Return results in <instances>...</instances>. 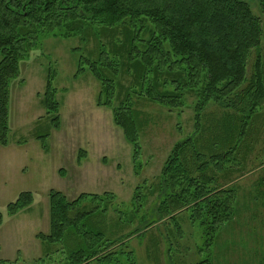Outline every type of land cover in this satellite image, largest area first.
<instances>
[{"label":"trees","instance_id":"obj_1","mask_svg":"<svg viewBox=\"0 0 264 264\" xmlns=\"http://www.w3.org/2000/svg\"><path fill=\"white\" fill-rule=\"evenodd\" d=\"M258 5L264 14V0ZM40 33L94 41L96 58L80 56L77 74L87 69L99 83L96 104L111 109L114 124L131 145L134 169L141 166L140 133L147 124L134 98L181 113L189 106L188 96L193 97L192 132L173 144L147 194L142 191L145 181L136 187L131 210L139 211L148 195L157 194L156 220L167 218L179 229L176 214L187 213L202 227L204 244L209 245L239 211L238 187L230 182L248 166L250 154L252 163L259 162L261 177L254 189L263 188L259 204L264 206V43L260 17L246 1L0 0V145L8 143L10 81ZM121 72L132 78L129 86L118 79ZM54 73L49 68L41 102L51 125L58 128ZM209 104L215 106L211 113L217 108L222 112L204 126ZM48 135L37 136L41 145ZM251 195L258 202V196ZM114 199L110 192L69 199L50 189V231L36 234L47 247L45 255L24 264H46L56 245L57 253H63L60 264H136L125 241L140 235L141 229L113 235L114 228L129 220L120 211L110 221L112 229L107 227L105 216L114 201L113 211L119 210ZM32 201V193L23 191L7 204V213L26 211ZM145 216L139 217L143 229L149 224ZM2 218L0 211V223ZM203 262L211 264L208 258L198 263Z\"/></svg>","mask_w":264,"mask_h":264},{"label":"rangeland","instance_id":"obj_2","mask_svg":"<svg viewBox=\"0 0 264 264\" xmlns=\"http://www.w3.org/2000/svg\"><path fill=\"white\" fill-rule=\"evenodd\" d=\"M244 1L260 17L264 43V14L258 0ZM97 53L94 41L84 43L77 37L40 33L36 44L20 60L18 76L10 81L8 143L0 145V260L24 264L45 255L47 247L36 234L50 231V189L62 191L69 199L81 193H113L119 210L113 211L117 210L114 201L105 216L107 227L111 228L110 221L123 211L129 220L114 228L113 235L141 229L140 235L132 234L125 241L136 264H196L207 258L211 264H258L264 260V206L259 204L263 188L254 189L261 176L259 162L253 164L251 154L248 166L230 182L238 187L239 211L219 228L209 245L204 244L202 227L191 222L187 213L176 214L179 229L167 218L156 220L153 209L159 200L157 194L148 195L139 211L128 207L136 187L145 181L142 191L147 194L146 187L157 181L173 144L192 132L194 99L188 96L189 106L178 113L134 98L141 117L147 119L140 133L141 166L134 169L131 145L114 124L111 109L96 104L99 83L87 69L77 74L80 56L92 59ZM49 68L55 71L52 84L59 101L58 128L51 125L41 102ZM130 78L127 80L122 72L118 75L125 86L132 83ZM214 109L210 104L205 108L208 114L204 126L220 117L222 109L217 108L216 114L211 113ZM48 132L41 145L37 136ZM262 138L261 132L260 142ZM251 189L258 202L251 194L247 197ZM23 191L32 193V203L26 211L9 215L7 204ZM130 213L134 215L130 217ZM142 213L149 223L145 229L144 222L139 221ZM58 248L60 245L52 246L46 264H60L63 253H57Z\"/></svg>","mask_w":264,"mask_h":264}]
</instances>
